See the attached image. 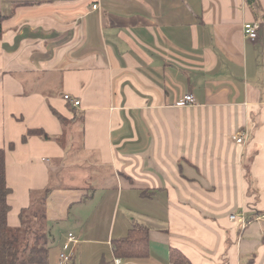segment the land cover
<instances>
[{
	"label": "crops",
	"instance_id": "obj_1",
	"mask_svg": "<svg viewBox=\"0 0 264 264\" xmlns=\"http://www.w3.org/2000/svg\"><path fill=\"white\" fill-rule=\"evenodd\" d=\"M0 17L8 224L50 189L49 264L65 245L117 264L135 223L150 255L119 264H264V18L246 0H0Z\"/></svg>",
	"mask_w": 264,
	"mask_h": 264
},
{
	"label": "trees",
	"instance_id": "obj_2",
	"mask_svg": "<svg viewBox=\"0 0 264 264\" xmlns=\"http://www.w3.org/2000/svg\"><path fill=\"white\" fill-rule=\"evenodd\" d=\"M246 1L258 20L264 18L259 0ZM2 22L3 18L0 17V38L3 35ZM52 111L66 128L68 125L77 123L82 125L84 122L82 114H75L73 120H68L55 110L52 109ZM34 136L45 141H56L62 146L67 144L66 130L63 135L53 137L42 129H30L23 136V142L26 143ZM14 148V143L10 144L8 149L0 148V264H49V227L45 218V205L50 189L45 196L34 200L30 208L22 212L21 227L13 228L8 224L11 211L8 200L12 189L8 186L6 178V156L7 151H13ZM149 233V227L135 223L125 238L113 242L114 256L122 261L148 258L150 255ZM171 258L174 264L188 263L186 256L176 249H172ZM100 264L111 263L103 258ZM248 264H254V259H251Z\"/></svg>",
	"mask_w": 264,
	"mask_h": 264
},
{
	"label": "built area",
	"instance_id": "obj_3",
	"mask_svg": "<svg viewBox=\"0 0 264 264\" xmlns=\"http://www.w3.org/2000/svg\"><path fill=\"white\" fill-rule=\"evenodd\" d=\"M94 9H97V6H94ZM243 31H244V34H245L246 38L249 41L255 43L258 40L259 24H257V23H246L243 26ZM65 100H67L69 102H72L75 107L80 106V101L73 100L68 95L65 96ZM193 103H194L193 96L192 95H187V96H185L183 101L178 103V106L184 107L186 105L193 104ZM234 139L236 140L237 143L241 144V143L244 142V135L243 134H239ZM230 218L233 221H237V220L240 221L244 228L248 224V222H247V220H246V218L244 216L232 215ZM256 219H257V221L264 223V214L258 216ZM72 242L77 243L75 238H70L69 239L68 243H72ZM67 252H69V253H67ZM72 256H73V254H72V250H71L70 246L69 245H65L63 252L60 254V261H61L60 264H70ZM120 262H121L120 260H116L117 264H119Z\"/></svg>",
	"mask_w": 264,
	"mask_h": 264
},
{
	"label": "rangeland",
	"instance_id": "obj_4",
	"mask_svg": "<svg viewBox=\"0 0 264 264\" xmlns=\"http://www.w3.org/2000/svg\"><path fill=\"white\" fill-rule=\"evenodd\" d=\"M54 177H56V176L54 175ZM67 253H69V252H67Z\"/></svg>",
	"mask_w": 264,
	"mask_h": 264
}]
</instances>
